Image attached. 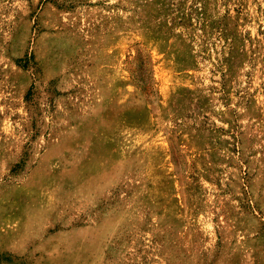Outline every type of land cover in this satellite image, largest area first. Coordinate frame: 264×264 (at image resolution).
Wrapping results in <instances>:
<instances>
[{
    "label": "rangeland",
    "instance_id": "rangeland-1",
    "mask_svg": "<svg viewBox=\"0 0 264 264\" xmlns=\"http://www.w3.org/2000/svg\"><path fill=\"white\" fill-rule=\"evenodd\" d=\"M34 182L0 264H264V0H0V208Z\"/></svg>",
    "mask_w": 264,
    "mask_h": 264
},
{
    "label": "crops",
    "instance_id": "crops-1",
    "mask_svg": "<svg viewBox=\"0 0 264 264\" xmlns=\"http://www.w3.org/2000/svg\"><path fill=\"white\" fill-rule=\"evenodd\" d=\"M60 182H63L64 185L69 183V179L59 177ZM75 181L74 183L76 184ZM45 183V182H44ZM39 184L34 182L30 187L29 191L20 190L16 192L15 202L11 206H7V208H0V243L2 246L9 249H17L21 247L28 239L31 233L28 232V228L31 227L28 224V210L29 207L34 205V202H31L33 198L32 190H35L34 187H37ZM9 196L8 198H10ZM6 204V203H5ZM1 206V204H0ZM5 206V205H3ZM26 213V215H24ZM34 228V227H33ZM36 230L34 229V232ZM33 234V233H32ZM57 239H46L44 236L35 244L36 253L35 257L38 264H60L59 261H53L56 258L60 257V252H52L45 251V247H48L49 244L52 248H54L53 244ZM38 248V249H37ZM57 247L55 246L54 249ZM45 251V252H44ZM44 252V255L39 254Z\"/></svg>",
    "mask_w": 264,
    "mask_h": 264
}]
</instances>
